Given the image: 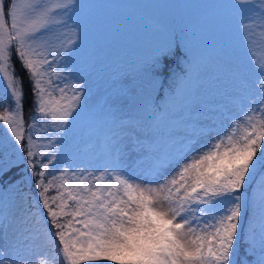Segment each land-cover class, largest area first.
Returning <instances> with one entry per match:
<instances>
[{
  "label": "snow or ice",
  "instance_id": "snow-or-ice-1",
  "mask_svg": "<svg viewBox=\"0 0 264 264\" xmlns=\"http://www.w3.org/2000/svg\"><path fill=\"white\" fill-rule=\"evenodd\" d=\"M90 7L0 0V264H264V0L209 6L245 53L221 50L250 88L239 111L194 103L202 60L187 27L116 69L89 108L78 73L92 65L77 55ZM80 122L79 162H61Z\"/></svg>",
  "mask_w": 264,
  "mask_h": 264
},
{
  "label": "rangeland",
  "instance_id": "rangeland-1",
  "mask_svg": "<svg viewBox=\"0 0 264 264\" xmlns=\"http://www.w3.org/2000/svg\"><path fill=\"white\" fill-rule=\"evenodd\" d=\"M222 2L224 0H80L83 5L91 6L84 16L77 55L82 67L87 69L92 65V71L78 73L87 81L88 107L94 106L104 95L116 69L141 60L157 39H162L169 30L187 27L192 30V45L202 60L200 73L203 80L215 85L220 77L227 83L223 88L229 85L232 91L222 99L202 105L205 90L199 86L196 94L199 100L195 104L201 110L222 108L227 104L233 111H239L246 104L244 97L250 88L243 92L238 90L237 81L224 70L225 59L221 50L229 53V61L237 63L245 62V53L238 43L234 24H230L223 34L217 29L209 6ZM80 123L87 125L86 122ZM78 126L79 123L75 128ZM83 133L86 131L78 136ZM80 137L74 139L75 144ZM72 155L79 162L80 157L75 153ZM88 159L95 162V156L85 159V163Z\"/></svg>",
  "mask_w": 264,
  "mask_h": 264
},
{
  "label": "trees",
  "instance_id": "trees-1",
  "mask_svg": "<svg viewBox=\"0 0 264 264\" xmlns=\"http://www.w3.org/2000/svg\"><path fill=\"white\" fill-rule=\"evenodd\" d=\"M16 67L19 70V64L18 63L16 65ZM20 74L25 79V107H24V112H25V117H27L29 115L31 96H30L29 89H28L27 78H26L24 73L21 72ZM96 80H97V78H96ZM107 80H108L107 82L109 83V78ZM224 83L227 84L226 82H223L220 77H218V81L216 83H214L215 85H210L209 83L206 82L205 79L203 80L202 73H201L200 79L198 81V87L202 86V89L205 90V93L203 94L204 95L203 101H205V102L204 103L200 102V103L202 105H204L208 101H211V100L216 101L218 99H222L227 93L232 92L230 90L229 85L227 88H223ZM244 94H246V93H244ZM197 97L198 96L196 95L194 98V103L197 101V99L199 100V98H197ZM84 128H85V130H83ZM78 130H79V132H78ZM87 130H88V126L86 124L79 123V126L77 128H74L73 131L69 133V136L64 141V147L60 150L61 151V156H60L61 162H63L66 159L67 154H73L74 153V150H73L74 145H75L74 139L75 138L78 139V137H80L78 135H80V133H82V131L87 132Z\"/></svg>",
  "mask_w": 264,
  "mask_h": 264
}]
</instances>
